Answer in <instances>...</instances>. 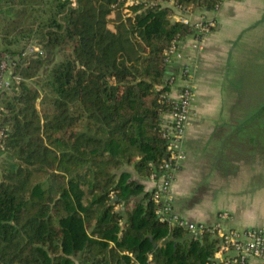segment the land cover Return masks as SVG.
Here are the masks:
<instances>
[{
	"label": "trees",
	"instance_id": "trees-1",
	"mask_svg": "<svg viewBox=\"0 0 264 264\" xmlns=\"http://www.w3.org/2000/svg\"><path fill=\"white\" fill-rule=\"evenodd\" d=\"M134 1L0 0V60L21 79L0 92V264L211 262L214 236L161 222L140 182L165 173L180 66L164 52L194 29L172 20L170 0ZM217 1L173 0L192 11Z\"/></svg>",
	"mask_w": 264,
	"mask_h": 264
},
{
	"label": "crops",
	"instance_id": "crops-1",
	"mask_svg": "<svg viewBox=\"0 0 264 264\" xmlns=\"http://www.w3.org/2000/svg\"><path fill=\"white\" fill-rule=\"evenodd\" d=\"M212 16L215 26L201 51L192 50L190 38L181 43L184 54L195 60V102L183 141L186 159L171 187L172 210L195 223H211L217 213L227 211L230 226L264 228V173L240 172L246 167L264 169V114L259 111L264 105V0H226ZM177 95L173 89L169 97L174 100ZM252 118L253 128L239 126ZM233 136L238 142L229 140ZM235 146L244 153L232 160L228 154ZM247 151L252 154L246 155ZM231 164L237 168L232 175L215 170ZM129 172L135 179L133 170L129 168ZM234 178L253 186L239 193L207 187L228 184ZM140 182L146 192L152 190L149 179ZM198 185L206 189L200 197ZM248 264L259 263L250 260Z\"/></svg>",
	"mask_w": 264,
	"mask_h": 264
},
{
	"label": "built area",
	"instance_id": "built-area-1",
	"mask_svg": "<svg viewBox=\"0 0 264 264\" xmlns=\"http://www.w3.org/2000/svg\"><path fill=\"white\" fill-rule=\"evenodd\" d=\"M149 1V2H148ZM159 0H147L154 3ZM226 0H218L211 11H192L190 8L184 10L176 6L170 0L171 8L174 11L173 20L194 29L191 48L193 51H201L210 31L214 28L215 22L212 15H215ZM136 3L128 0L126 5ZM168 3V2H165ZM194 12V13H193ZM196 19H192L193 16ZM165 62L176 63L180 66L174 87L178 92L177 98L173 100V110L165 116L163 124V137L167 140V161L164 163L165 173L155 178L151 175L149 180L153 183L152 198L156 204V215L161 222L167 223L170 227H178L185 230L193 241L200 240L209 233L218 241L216 250L210 263L206 264H248L255 260L264 264V228L237 229L229 225L231 217L227 211L217 213L212 223H195L183 219L172 210L171 187L174 176L180 165L186 159L184 150V136L187 126L194 115L195 90L193 74L195 60L193 55H186L181 50V43L173 42L164 52ZM15 63L6 60L2 56L0 60V92L9 89L11 83L19 84L20 77L14 74ZM10 76L11 81L5 80ZM4 109L0 106V113ZM4 137V129H0V142ZM216 260V262H215ZM133 264H139L133 262ZM146 264H153L151 255L147 256Z\"/></svg>",
	"mask_w": 264,
	"mask_h": 264
},
{
	"label": "rangeland",
	"instance_id": "rangeland-1",
	"mask_svg": "<svg viewBox=\"0 0 264 264\" xmlns=\"http://www.w3.org/2000/svg\"><path fill=\"white\" fill-rule=\"evenodd\" d=\"M164 6H168V7H172L171 6V3H164ZM122 13L123 14H125V13H127V9H123L122 10ZM194 13V12H193ZM172 20H173V18H172ZM174 21V20H173ZM36 51H38V48L37 47H35V46H29L28 48H27V50H26V53L28 54V53H33V52H36ZM6 60L8 61V58L6 57ZM5 80H8V82L9 81H11L12 80V78H10V76H7V77H5ZM36 107H37V109H39V100H37L36 101ZM128 171H129V168L127 169ZM244 171H245V173H247V175H248V173H251V175L252 174H254V173H258V172H262V173H264V169H258V168H248V167H246V168H242L241 170H240V172H242V173H244ZM134 177L136 178V176L134 175ZM232 180H234V181H232ZM231 181L232 182H229L228 184H223L222 182H217V183H214V184H211V185H208L207 187L209 188V189H213V190H215L216 189V191H218L217 189H220V188H225V189H230L231 191H236L237 193H239L240 191H243L244 189H248V188H252V184H248V183H243V182H238V180H237V178H234V179H232ZM245 180V179H244ZM206 186V185H205ZM197 196L198 197H200V196H202V194L203 193H201L202 191H204L205 192V187L204 186H202V185H198L197 186ZM229 191V190H228ZM227 191V192H228ZM230 192V191H229ZM232 193V192H231ZM207 194H209L208 192H207ZM197 196H195V197H197ZM209 196V195H208ZM217 202V201H216ZM216 217V216H215ZM212 223V222H211ZM207 224H209V223H207ZM75 261H77V258H75Z\"/></svg>",
	"mask_w": 264,
	"mask_h": 264
},
{
	"label": "water",
	"instance_id": "water-1",
	"mask_svg": "<svg viewBox=\"0 0 264 264\" xmlns=\"http://www.w3.org/2000/svg\"><path fill=\"white\" fill-rule=\"evenodd\" d=\"M124 225H122V227H123ZM167 240H163L162 242H161V245H165V244H167ZM215 262H216V260H215Z\"/></svg>",
	"mask_w": 264,
	"mask_h": 264
}]
</instances>
